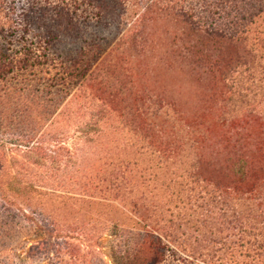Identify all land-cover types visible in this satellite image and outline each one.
I'll use <instances>...</instances> for the list:
<instances>
[{
  "label": "rangeland",
  "instance_id": "rangeland-1",
  "mask_svg": "<svg viewBox=\"0 0 264 264\" xmlns=\"http://www.w3.org/2000/svg\"><path fill=\"white\" fill-rule=\"evenodd\" d=\"M5 60L0 264H264V0H0Z\"/></svg>",
  "mask_w": 264,
  "mask_h": 264
},
{
  "label": "trees",
  "instance_id": "trees-1",
  "mask_svg": "<svg viewBox=\"0 0 264 264\" xmlns=\"http://www.w3.org/2000/svg\"><path fill=\"white\" fill-rule=\"evenodd\" d=\"M18 61L19 62H17V64H23L22 60H18ZM13 63H14V61H6V60L3 61V62H0V80H2L3 78L7 77V75L10 73V71L12 72ZM8 90L11 91V88H9ZM3 193L5 195L7 194L6 192H3ZM155 262H157L156 258L153 260V264H155Z\"/></svg>",
  "mask_w": 264,
  "mask_h": 264
}]
</instances>
